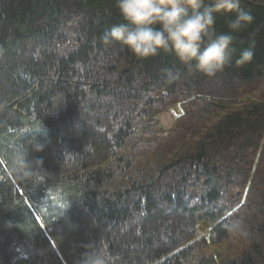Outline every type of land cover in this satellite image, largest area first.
Wrapping results in <instances>:
<instances>
[{"label":"trees","instance_id":"trees-1","mask_svg":"<svg viewBox=\"0 0 264 264\" xmlns=\"http://www.w3.org/2000/svg\"><path fill=\"white\" fill-rule=\"evenodd\" d=\"M242 6L255 23L238 39L258 29L254 59L207 78L171 54L105 46L122 22L115 0H0V264H79L92 251L186 264L194 247L201 264H264V0ZM172 108L165 130L158 115ZM33 137L44 172L24 183L7 158ZM232 219L249 235L225 257L211 248L233 241Z\"/></svg>","mask_w":264,"mask_h":264},{"label":"clouds","instance_id":"clouds-1","mask_svg":"<svg viewBox=\"0 0 264 264\" xmlns=\"http://www.w3.org/2000/svg\"><path fill=\"white\" fill-rule=\"evenodd\" d=\"M115 7L122 22L102 35L105 46L125 47L141 59L171 54L189 71L207 78L224 73L233 61L242 67L254 59L258 29L246 40L238 39L255 23L242 0H115ZM221 18L226 32L217 29ZM44 148L45 143L33 137L12 151L7 159L19 181L31 183L44 172L42 159H29L30 152L40 153ZM224 228L233 237L249 235L241 219L229 220ZM204 257L206 250L194 247L186 264H201ZM111 260L105 251H92L86 252L79 264H111Z\"/></svg>","mask_w":264,"mask_h":264},{"label":"rangeland","instance_id":"rangeland-1","mask_svg":"<svg viewBox=\"0 0 264 264\" xmlns=\"http://www.w3.org/2000/svg\"><path fill=\"white\" fill-rule=\"evenodd\" d=\"M255 97H258L257 95H253L252 96V98H253V100H254V98ZM264 100V98H263V96H260V97H258L257 98V100ZM255 100H256V98H255ZM243 102H245V101H243ZM234 108H238L236 105H234ZM168 112V111H167ZM167 112H165V113H167ZM178 112V110L177 109H175L174 111H173V113L175 114V113H177ZM165 113H161L160 115H159V117H158V119H159V121L160 122H162V120H161V115L163 114H165ZM216 114H217V112H216ZM90 124L91 125H93V122H90ZM174 126V120H173V117H172V120H169L168 119V124L167 125H165L164 127L165 128H167V129H169V128H171V127H173ZM251 137V136H250ZM249 136H245V137H243V142L245 143L247 140H253L254 138H250ZM243 143V144H244ZM245 149V152H247L248 150L246 149V148H244ZM234 152V150H232V148H228V149H224V153L222 154V155H218V154H216V155H218V158H217V160H219V163H221L222 165H228L229 163H225L224 162V160H228L229 161V157L230 156H232V153ZM216 155H214V156H216ZM224 159V160H223ZM242 167H243V164H242ZM261 190H263L264 189V187H262V188H260ZM209 227L206 225V224H202V225H200L199 226V233H198V239H200V238H202V237H207L208 238V234H209ZM233 237V236H232ZM206 238V239H207ZM230 242V241H229ZM229 242H227V243H224V244H221V245H216V247H212L211 248V250H212V252H215L214 250H216V251H218V253L220 254V255H222V256H225V257H227V256H234V255H236V251L237 250H241V247L239 248V247H237L236 248V246H234L233 245V243H235L234 242V237H233V241L231 240V242L229 243ZM236 248V249H235Z\"/></svg>","mask_w":264,"mask_h":264},{"label":"bare ground","instance_id":"bare-ground-1","mask_svg":"<svg viewBox=\"0 0 264 264\" xmlns=\"http://www.w3.org/2000/svg\"><path fill=\"white\" fill-rule=\"evenodd\" d=\"M174 110H175V108H174ZM173 108L172 109H168V110H165L164 112H162V113H165V112H167V113H165L164 115L162 114L161 115V120H162V124H163V126H165V125H167L168 124V119L169 120H172V117L175 115L174 113H173ZM161 114V113H160ZM173 120H174V118H173ZM173 129V128H172Z\"/></svg>","mask_w":264,"mask_h":264}]
</instances>
